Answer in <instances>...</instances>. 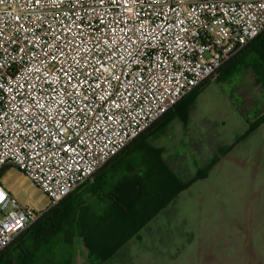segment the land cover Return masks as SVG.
<instances>
[{
  "label": "built area",
  "instance_id": "obj_1",
  "mask_svg": "<svg viewBox=\"0 0 264 264\" xmlns=\"http://www.w3.org/2000/svg\"><path fill=\"white\" fill-rule=\"evenodd\" d=\"M264 31V0H0V253Z\"/></svg>",
  "mask_w": 264,
  "mask_h": 264
},
{
  "label": "rangeland",
  "instance_id": "obj_2",
  "mask_svg": "<svg viewBox=\"0 0 264 264\" xmlns=\"http://www.w3.org/2000/svg\"><path fill=\"white\" fill-rule=\"evenodd\" d=\"M262 115L264 86L250 70L235 68L198 91L188 120L175 118L168 125L165 138L174 146L165 148L180 146L192 174L232 150L221 155L207 178L182 192L178 217L185 223L176 218L179 226L163 224V235L153 234L125 255L124 248L118 257L127 264H264V124L246 134V121ZM0 184L22 207L40 213L49 205L16 167L1 173Z\"/></svg>",
  "mask_w": 264,
  "mask_h": 264
},
{
  "label": "trees",
  "instance_id": "obj_3",
  "mask_svg": "<svg viewBox=\"0 0 264 264\" xmlns=\"http://www.w3.org/2000/svg\"><path fill=\"white\" fill-rule=\"evenodd\" d=\"M235 68L252 71L255 81L264 86V31L110 159L91 178L92 184L87 186L92 188L91 195L87 194L86 198L82 193L77 195L76 190L45 212L0 253V264H77V257L84 264H127L128 260L118 254L124 248L123 255L130 248L136 250L141 241L150 238L148 233L159 220L169 225L175 218V210L171 209L179 202L182 192L207 178L221 155L232 150L228 147L192 174L188 162L181 165L182 169H174L164 158V149L154 147L148 139L166 130L175 118L187 121L190 101L196 93ZM256 119L253 123L246 121L247 135L264 124V115ZM238 140L239 137L236 143ZM163 224L155 227L162 235Z\"/></svg>",
  "mask_w": 264,
  "mask_h": 264
},
{
  "label": "crops",
  "instance_id": "obj_4",
  "mask_svg": "<svg viewBox=\"0 0 264 264\" xmlns=\"http://www.w3.org/2000/svg\"><path fill=\"white\" fill-rule=\"evenodd\" d=\"M178 121V120H177ZM176 121V122H177ZM173 123H171L172 125ZM169 129V127H167V129L164 131V133H161V134H155L154 136H152L151 138L148 139V142L153 145L154 147H157V148H162L164 149V158L167 159L168 161H170V164L171 166L176 169V170H179V169H182L181 168V165L184 164L186 162L185 160V157L183 158V152L181 151V147L178 146L176 148H171V149H166L165 147H168V146H174V145H171L170 143L167 142L166 140V136L167 134L169 135L168 132H166L167 130ZM182 153V155H181ZM180 155V156H179ZM92 184V179H90L88 182H86L84 185H82L81 187H79L77 189V195L78 194H83L84 197H88V195H91L92 193V188L91 186L87 187L89 184ZM87 189L89 190V192H86ZM85 193V194H84ZM88 194V195H87ZM181 197V196H180ZM90 198V197H89ZM88 198V199H89ZM175 210L174 213H175V218L172 220V222L175 223V225H178L179 224L176 222V218H178V221L181 223L184 221L185 223V219L183 220L181 217H178L179 213L177 212V210L179 211V203L177 202V204L174 205V207L171 209V210ZM170 212V211H169ZM165 220V219H164ZM163 224V221L162 220H159L156 225L154 226L153 230H150V232L148 233L149 236H152L153 234L157 233V229H155L156 226H159ZM165 225H168L167 222L164 224ZM170 226V224L168 225ZM187 227V234L188 235H191L192 236V233H191V229L188 227V225H186ZM170 230V229H168ZM189 231V232H188ZM77 264H84L83 263V260L81 257H77Z\"/></svg>",
  "mask_w": 264,
  "mask_h": 264
}]
</instances>
